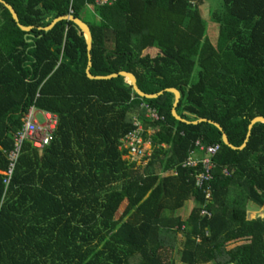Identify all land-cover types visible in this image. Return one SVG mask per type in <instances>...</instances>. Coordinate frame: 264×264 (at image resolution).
Here are the masks:
<instances>
[{
    "label": "trees",
    "instance_id": "obj_1",
    "mask_svg": "<svg viewBox=\"0 0 264 264\" xmlns=\"http://www.w3.org/2000/svg\"><path fill=\"white\" fill-rule=\"evenodd\" d=\"M3 1L33 30L21 31L0 3V264H178L181 235L179 264H264V219L247 215L249 202L264 206V123L233 151L213 124L177 120L171 92L142 99L125 77L88 79L86 38L72 22L41 30L65 15L83 21L93 8L98 21L83 22L94 77L126 72L147 94L177 89L182 118L220 124L241 148L251 121L264 117V0H222L212 16L216 44L206 34L205 0ZM142 105L165 120L146 118ZM31 106L57 114L59 129L42 150L23 144L6 184L13 134ZM135 117L152 146L146 168L120 150ZM198 141L221 146L210 202L197 171L183 168ZM191 200L185 219L179 212Z\"/></svg>",
    "mask_w": 264,
    "mask_h": 264
},
{
    "label": "built area",
    "instance_id": "obj_2",
    "mask_svg": "<svg viewBox=\"0 0 264 264\" xmlns=\"http://www.w3.org/2000/svg\"><path fill=\"white\" fill-rule=\"evenodd\" d=\"M118 0H95V3L100 6L112 5ZM146 109V118L161 121L165 120L156 109L148 105H142ZM60 119L55 113L38 110L31 106L24 114L21 120V128L13 134V150L8 154L9 168L3 174L6 176L5 183L10 184L12 175L17 165V160L24 143H29L33 148L42 150L55 140L59 129ZM134 130L121 140L120 150L127 152L126 159L131 163L143 164L150 162L152 159V148L150 147V139L146 140V130L143 122L138 119H133ZM147 146H149L148 149ZM196 153L184 162V169H192L197 171L195 175V183L198 190L205 193L207 202L212 200V184L215 181L216 164L215 158L221 151L220 145L205 146L201 141L195 144ZM223 175L230 176L227 169L223 170ZM201 216L212 218V213L203 208Z\"/></svg>",
    "mask_w": 264,
    "mask_h": 264
},
{
    "label": "water",
    "instance_id": "obj_3",
    "mask_svg": "<svg viewBox=\"0 0 264 264\" xmlns=\"http://www.w3.org/2000/svg\"><path fill=\"white\" fill-rule=\"evenodd\" d=\"M0 3L3 4L10 11V13L13 17V20L15 21V23L18 24V27L21 29V31H23L25 33H29L33 30V28H26V27H23L22 25L19 24V16H18L17 12L15 11V9L11 5H9L8 3H6L3 0H0ZM63 21L72 22L73 24H75L81 30V32L84 34V37L86 38L87 50H88V60H89L86 75H87L88 79H90L91 81H109V80L117 79L119 77H125L126 84L128 86H131L133 88L134 92L142 99H157L160 96L164 95L165 92H171L175 95V101H174V105L172 108V115L177 120L184 122V123H193L195 125L200 124V123H205V122L213 124L214 127H216L221 133H223L224 145L233 151H243L247 147V144H248V141L251 137V132L254 128V125H256L257 123H264V117H255L249 125V133H248L246 142L244 143V145L241 148H235L230 144V141H229L227 135L224 133L220 124L209 121L207 119H200L198 121L189 122V121L185 120L184 118H182L177 113V108H178V105H179L180 100H181V93L177 89L169 88V89H166L163 92H160L158 94H147L144 91H142L140 89V87L138 86L136 76L132 73H126V72H122V73L112 75V76H108V77H94L91 74V68H92L91 52L93 49V36H92L91 30H90V27L88 25H86L82 20L76 19V17H74L73 15H65V16H61L60 19H57L56 21H54V23L50 27L45 28V29H41V30H43L45 33H49L51 31H53L56 28V26ZM128 78L131 79V82L128 81Z\"/></svg>",
    "mask_w": 264,
    "mask_h": 264
},
{
    "label": "rangeland",
    "instance_id": "obj_4",
    "mask_svg": "<svg viewBox=\"0 0 264 264\" xmlns=\"http://www.w3.org/2000/svg\"><path fill=\"white\" fill-rule=\"evenodd\" d=\"M221 6H222V0H205V3L202 6V14H203L204 20H205L206 25H207L206 34H207V37L210 39V41L214 44H216L218 42L219 26H217L213 22L212 16H213L214 11L221 9ZM90 9H91V11L85 12L83 14L82 19L85 23H94V22L96 23L98 21V19L94 15L93 8H90ZM196 78H197V73L195 74V79ZM151 134H153V133H151ZM148 147L149 146H147V148ZM150 147L152 148L151 145H150ZM148 149H150V148H148ZM148 164H149V162H145L143 164H138L137 166L146 168ZM169 175L170 174H166L165 176L167 177ZM195 208H196L195 201L194 200L188 201L186 203V206L182 210H180L179 214L182 215L185 219H188ZM122 209L123 208L120 209V213L122 212ZM258 212H259L258 214L260 216H264V206L263 207L260 206ZM185 244H186V238L183 235H181L179 238L178 247H177V249H175V251L172 255V257L174 259H176L178 264H179L180 252L184 249ZM233 247H234V245L229 244L227 249L230 250Z\"/></svg>",
    "mask_w": 264,
    "mask_h": 264
},
{
    "label": "crops",
    "instance_id": "obj_5",
    "mask_svg": "<svg viewBox=\"0 0 264 264\" xmlns=\"http://www.w3.org/2000/svg\"><path fill=\"white\" fill-rule=\"evenodd\" d=\"M151 133H155V131H149L148 135L151 137L153 134ZM153 153V152H152ZM252 205V206H251ZM260 206L253 203V202H249L247 204V215H248V220H253V219H257V218H261L264 219V216H260L258 213ZM213 216V214H212ZM234 248V247H233ZM232 248V249H233Z\"/></svg>",
    "mask_w": 264,
    "mask_h": 264
},
{
    "label": "bare ground",
    "instance_id": "obj_6",
    "mask_svg": "<svg viewBox=\"0 0 264 264\" xmlns=\"http://www.w3.org/2000/svg\"><path fill=\"white\" fill-rule=\"evenodd\" d=\"M128 79H130V78H128ZM130 81H131V79H130Z\"/></svg>",
    "mask_w": 264,
    "mask_h": 264
}]
</instances>
